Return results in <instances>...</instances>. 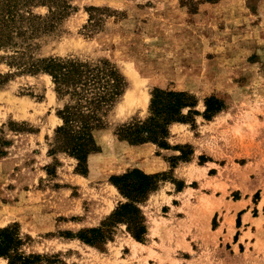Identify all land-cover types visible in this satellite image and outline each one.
I'll use <instances>...</instances> for the list:
<instances>
[{"label": "rangeland", "instance_id": "obj_1", "mask_svg": "<svg viewBox=\"0 0 264 264\" xmlns=\"http://www.w3.org/2000/svg\"><path fill=\"white\" fill-rule=\"evenodd\" d=\"M41 1L45 6L33 13L49 16L47 5L55 4ZM64 1L74 11L53 33L27 41V48L15 39L23 48L15 63L107 60L126 88L94 133L101 154L89 155L83 176L75 172L77 160L54 147L62 124L57 111L68 98L57 97L48 74L10 68L12 52L0 50V228L13 227L20 252L41 256L40 264H158L150 261L154 248L172 254L169 264H178L175 251L184 250L190 254L183 264H264V0ZM154 88L194 96L199 115L192 124L179 123L184 130L169 126L168 152L146 143L142 156L127 154L115 133L149 117ZM210 97L223 109L207 121L202 114ZM185 136L191 143H175ZM155 156L170 169L157 172L163 173L158 190L140 205L144 240H134L124 224L110 229L104 245L79 240L81 231L101 227L126 202L109 178L138 157L151 174ZM209 160L212 178L196 168ZM182 162L192 164L176 172L197 181L184 191L171 171ZM174 192H182V202H169L166 194Z\"/></svg>", "mask_w": 264, "mask_h": 264}, {"label": "trees", "instance_id": "obj_2", "mask_svg": "<svg viewBox=\"0 0 264 264\" xmlns=\"http://www.w3.org/2000/svg\"><path fill=\"white\" fill-rule=\"evenodd\" d=\"M49 16H39L32 9L45 6L41 0H0V50H10V68L18 67L15 57L22 46L15 41L21 39L25 48L29 41L53 33L61 20L74 8L64 0H48ZM28 41V42H27ZM22 54V53H21ZM20 65L17 69L26 74H48L52 78L58 98L67 97L63 108L57 111L61 126L55 130V150L66 153L77 160L75 172L86 176L90 154L99 153L94 133L103 129L102 118L110 111L126 88L124 77L107 60L83 62L77 59L48 57ZM21 68V69H20ZM196 100L186 92L154 88L149 102V117L121 126L115 136L130 146L152 143L169 149L166 140L168 128L173 123H193L199 113L194 110ZM187 109L186 114L182 111ZM223 109L221 102L213 97L206 99L202 116L209 121ZM175 150H179L175 146ZM5 153L0 150V157ZM163 173L146 174L133 168L120 175H113L109 182L126 202L120 203L111 216L99 228L81 231L79 240L89 246L97 242L110 241L117 224H124L126 231L137 242L146 234L145 218L140 205L156 192ZM114 224V225H113ZM22 241L13 227L0 228V258L8 264H40L41 256H24L20 252Z\"/></svg>", "mask_w": 264, "mask_h": 264}, {"label": "crops", "instance_id": "obj_3", "mask_svg": "<svg viewBox=\"0 0 264 264\" xmlns=\"http://www.w3.org/2000/svg\"><path fill=\"white\" fill-rule=\"evenodd\" d=\"M176 127H183L182 129L184 130L185 129V125L183 124H179V123H175ZM186 138L183 140V141H176L175 143H191V140H190V137L189 136H185ZM116 145H118L119 147H122L125 149V151L127 152V154H131V155H137V154H140L142 156L143 154V151L144 150H147L149 149L148 146L149 144H142V145H138V146H130L128 145L127 143L125 142H122V141H117ZM154 146V145H153ZM163 152H168L169 150H164V149H161ZM100 152L95 154L97 156H100ZM94 156V155H93ZM92 158V156H91ZM90 157L88 158L89 159V163H90ZM155 160L153 161L154 165L158 166V168L152 172H150L151 174L153 173H157V172H162V171H166L167 169H170L168 166H167V163L163 160V159H160L158 156H155L154 157ZM134 163L130 164V165H125L123 167H120L122 170H120L119 172L116 171L115 174H121V173H124L128 170H131L132 168H137V169H140L141 171H143V168L141 167L140 163L143 162L142 161V158H134ZM192 164V162H182L180 163L179 165H177V167L175 168H172V176L174 178H177V179H182V181L184 182L185 184V187L183 188V191L186 190V189H190V188H186V186H188L189 184H192L193 182L195 183V179L194 178H191L189 181H187V177L185 175H180L178 174L176 171H178V168L179 166L181 165H184L185 167L187 166H190ZM211 164H214L213 161H207L205 163V165L203 166H198L196 168L198 169H204V172L202 173L203 176H206L207 178H212L214 175H207L208 171L210 169H212L211 167ZM146 165H149L150 167H153V164L151 165L150 163H147ZM194 166V164H193ZM196 166V165H195ZM118 166H115V169H117ZM144 172V171H143ZM145 173V172H144ZM147 174V173H146ZM216 176V175H215ZM200 181V180H199ZM197 182V181H196ZM202 184L201 182L199 183V185ZM200 187L196 188V189H192L193 191H198ZM203 190H206L207 192L205 193H202L204 196L206 197H209V193H208V190L207 188H202ZM168 197H169V202H182L181 201V195H182V192H174L173 194H166ZM236 202H240V200L236 201ZM244 202H250L249 199H245ZM242 209H247V206L244 207V208H240L238 211H241ZM243 216H246V213L244 214L243 213ZM246 223V222H245ZM157 239L159 240L158 236H155L153 237V242L158 245L159 244V241H157ZM166 242V241H165ZM140 244V243H139ZM167 244V243H166ZM141 245V244H140ZM165 245V244H164ZM141 246H145V245H141ZM166 246V245H165ZM250 251V250H249ZM177 256H174L175 260L178 261V264H183L185 261H187V258L186 255L187 254H190L188 252V250H184L183 252H179V251H175ZM179 252V253H178ZM153 253H155V256L150 260L151 262H159L158 264H169V261L168 259L172 257V254L170 252L167 251V249L165 250H162L160 248H154L153 249ZM157 257V258H156ZM177 257V258H176ZM182 258V259H181Z\"/></svg>", "mask_w": 264, "mask_h": 264}, {"label": "bare ground", "instance_id": "obj_4", "mask_svg": "<svg viewBox=\"0 0 264 264\" xmlns=\"http://www.w3.org/2000/svg\"><path fill=\"white\" fill-rule=\"evenodd\" d=\"M142 101V100H141ZM145 102H146V99H145ZM112 189L114 190V188L112 187ZM114 191H116V190H114ZM152 234V233H151Z\"/></svg>", "mask_w": 264, "mask_h": 264}]
</instances>
